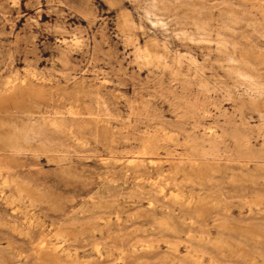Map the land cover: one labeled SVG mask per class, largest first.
I'll use <instances>...</instances> for the list:
<instances>
[{"label":"rangeland","instance_id":"1","mask_svg":"<svg viewBox=\"0 0 264 264\" xmlns=\"http://www.w3.org/2000/svg\"><path fill=\"white\" fill-rule=\"evenodd\" d=\"M0 264H264V0H0Z\"/></svg>","mask_w":264,"mask_h":264}]
</instances>
